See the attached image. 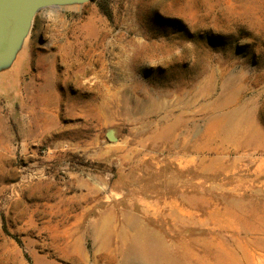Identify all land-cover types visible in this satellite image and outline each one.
Wrapping results in <instances>:
<instances>
[{
    "label": "rangeland",
    "instance_id": "374dc122",
    "mask_svg": "<svg viewBox=\"0 0 264 264\" xmlns=\"http://www.w3.org/2000/svg\"><path fill=\"white\" fill-rule=\"evenodd\" d=\"M0 264H264V0L39 11L0 76Z\"/></svg>",
    "mask_w": 264,
    "mask_h": 264
},
{
    "label": "water",
    "instance_id": "95a60500",
    "mask_svg": "<svg viewBox=\"0 0 264 264\" xmlns=\"http://www.w3.org/2000/svg\"><path fill=\"white\" fill-rule=\"evenodd\" d=\"M90 0H0V76L12 74L32 23L39 11L46 8L83 5ZM109 141L117 139L113 132Z\"/></svg>",
    "mask_w": 264,
    "mask_h": 264
},
{
    "label": "trees",
    "instance_id": "16d2710c",
    "mask_svg": "<svg viewBox=\"0 0 264 264\" xmlns=\"http://www.w3.org/2000/svg\"><path fill=\"white\" fill-rule=\"evenodd\" d=\"M99 8L101 12L109 19H112V12L109 9V5L107 2L100 3ZM18 241V240H17ZM20 243V241H18ZM21 244V243H20Z\"/></svg>",
    "mask_w": 264,
    "mask_h": 264
}]
</instances>
